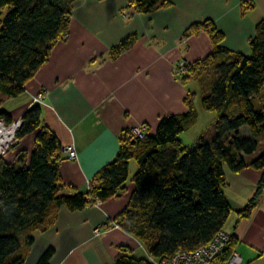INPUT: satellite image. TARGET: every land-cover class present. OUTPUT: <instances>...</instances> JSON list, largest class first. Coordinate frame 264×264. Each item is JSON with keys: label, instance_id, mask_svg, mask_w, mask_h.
Here are the masks:
<instances>
[{"label": "trees", "instance_id": "trees-1", "mask_svg": "<svg viewBox=\"0 0 264 264\" xmlns=\"http://www.w3.org/2000/svg\"><path fill=\"white\" fill-rule=\"evenodd\" d=\"M74 1L0 0L3 94L17 97L25 92L26 84L49 60L54 45L69 34ZM167 3L129 0L128 6L137 12H150ZM2 12L6 14L1 19ZM208 30L213 51L186 63L181 80L187 82L202 71H214L208 81L205 75L201 78L202 106L218 115L211 141L202 139L189 148L180 137L198 119L196 93L189 92L185 113L162 118L155 132H146L144 138L133 136L131 129L125 131L117 157L95 175L89 188L64 195L62 142L53 130L42 126L40 104L24 112L17 133L19 143L35 133L36 146L30 153L21 150L13 162L6 160L7 155L0 159V264H27L35 232L46 231L60 207L82 210L125 191L132 160L137 163L132 178L135 188L118 225L140 239L155 260L204 246L224 229L232 210L225 192V165L236 173L247 167L263 170L256 193L238 211L240 218L252 214L264 193V152L250 161L246 157L257 150L264 134V18L256 26L250 54L225 48L221 44L224 34L213 24ZM136 39L129 36L113 46L112 57L117 58ZM3 103L0 98V116L12 122V116L2 109ZM244 127L250 137L242 135ZM234 245L233 236L228 251ZM53 254L54 249L48 248L37 264H51ZM115 264L156 263L136 257L131 248L122 246Z\"/></svg>", "mask_w": 264, "mask_h": 264}, {"label": "crops", "instance_id": "crops-1", "mask_svg": "<svg viewBox=\"0 0 264 264\" xmlns=\"http://www.w3.org/2000/svg\"><path fill=\"white\" fill-rule=\"evenodd\" d=\"M165 1L167 5L150 12H137L128 6L129 0L74 1L69 34L54 45L25 92L0 96L4 103L15 99L13 111L2 106L15 120L44 93L42 103H37L42 126L53 130L63 145L61 194L85 192L95 175L117 157L125 131L143 124L154 133L162 118L187 111L185 97L194 92L189 89L191 79L181 80L176 68L182 61L190 64L211 54L212 24L223 32L225 48L250 54L256 26L264 18V0ZM129 36H137L134 44L113 58V46ZM69 144L76 147L78 159H70L64 150ZM35 146V133L29 134L6 160L13 162L21 150L30 153ZM224 169L232 207L224 230L234 236V248L244 263L264 264V193L249 217L238 215L256 193L263 170L247 167L236 173L227 165ZM134 188L131 180L119 195L85 209L60 207L54 223L35 232L27 264H37L51 247V264H115L122 246L131 248L134 256L138 250L145 252L136 257L155 263L140 239L116 226Z\"/></svg>", "mask_w": 264, "mask_h": 264}, {"label": "built area", "instance_id": "built-area-1", "mask_svg": "<svg viewBox=\"0 0 264 264\" xmlns=\"http://www.w3.org/2000/svg\"><path fill=\"white\" fill-rule=\"evenodd\" d=\"M186 65L184 61L177 65V68L182 73ZM44 93H40L33 103H42ZM22 125V116L8 122L3 116H0V159L6 156L11 149L19 143L17 133ZM147 132L145 125H138L131 128L133 136L144 138ZM64 150L72 160L78 159V151L74 144L67 145ZM119 226V225H116ZM96 233L100 230L97 228ZM233 241V235L222 229L213 237V239L204 246L194 250H179L170 258L157 260L156 264H246L244 263L242 254L232 248L228 251ZM228 251V252H227Z\"/></svg>", "mask_w": 264, "mask_h": 264}, {"label": "rangeland", "instance_id": "rangeland-1", "mask_svg": "<svg viewBox=\"0 0 264 264\" xmlns=\"http://www.w3.org/2000/svg\"><path fill=\"white\" fill-rule=\"evenodd\" d=\"M6 12L1 13V19L5 16ZM176 72L178 76L181 78V72L178 68H176ZM203 74V75H202ZM214 74V71L209 69L200 72L197 76L193 77L191 79V82L189 83V89L191 91H194L196 93L195 95V106L196 109H198L200 114L199 120L191 126L187 131H184L180 134L181 139L185 143V145L189 148L195 147L202 139L206 141H211L213 137L216 135V120H217V113L213 111H207L202 106V91H203V83L201 81V78L205 75L206 81L209 80L210 76ZM202 75V76H200ZM0 96H4V94L0 91ZM16 107L15 99H8L3 105V109L10 111H13V109ZM250 134V131L247 127L242 128V135L246 136ZM262 152H264V137L259 140V146L257 150L251 154L247 155L248 159H253L258 157ZM137 171V163L136 161L132 160L130 164V177L127 181V184L132 180L133 175ZM136 256H143L145 255V252L138 250L135 253Z\"/></svg>", "mask_w": 264, "mask_h": 264}]
</instances>
